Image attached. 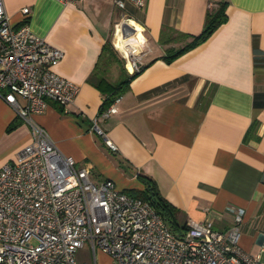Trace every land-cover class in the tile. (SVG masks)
<instances>
[{
    "label": "crops",
    "instance_id": "crops-1",
    "mask_svg": "<svg viewBox=\"0 0 264 264\" xmlns=\"http://www.w3.org/2000/svg\"><path fill=\"white\" fill-rule=\"evenodd\" d=\"M221 2L227 3V20L201 44L166 60L171 48L200 33L207 11ZM2 3L15 25L23 20L21 8L29 7L26 21L32 32L63 51L53 70L79 91L73 102L48 100L45 110L27 119L0 98V165L30 141L32 125L39 126L62 153L74 158L75 167L90 168L94 182L111 179L121 190L142 189L137 175L153 178L178 209L179 223L210 218L214 228L226 230L233 219L229 207L243 208L239 243L250 254L260 252L264 0L126 3V14L142 28L147 50L141 71L125 82L116 110L106 118L98 115L110 90L100 81L116 85L130 75L109 40L119 17L112 1ZM97 117L115 150L93 130ZM95 262L115 264L99 249Z\"/></svg>",
    "mask_w": 264,
    "mask_h": 264
},
{
    "label": "built area",
    "instance_id": "built-area-1",
    "mask_svg": "<svg viewBox=\"0 0 264 264\" xmlns=\"http://www.w3.org/2000/svg\"><path fill=\"white\" fill-rule=\"evenodd\" d=\"M111 1L125 17L126 3L141 7L144 0ZM29 11L22 7L23 20L15 25L0 0V98L25 119L45 110L48 100L73 102L79 91L53 70L63 51L32 32L26 21ZM129 18L121 22L123 35L134 32L124 28ZM146 44L145 39L140 47ZM133 54H122L129 74L140 68ZM119 99L98 117L113 113ZM98 117L93 130L115 150ZM229 209L233 219L226 230L205 218L188 221L176 235L147 201L126 194L111 179L94 182L89 167H75L73 157L62 153L43 128L32 125L30 141L0 165V264H96V249L115 264H264V233L260 252L250 254L239 243L245 211ZM86 243L93 261L78 259Z\"/></svg>",
    "mask_w": 264,
    "mask_h": 264
},
{
    "label": "trees",
    "instance_id": "trees-1",
    "mask_svg": "<svg viewBox=\"0 0 264 264\" xmlns=\"http://www.w3.org/2000/svg\"><path fill=\"white\" fill-rule=\"evenodd\" d=\"M226 6V2H221L216 8L209 9L206 13L200 33L197 35H190V40L184 45L177 48H171V50L165 55L166 60L172 61L184 52L207 40L213 34V32L227 20ZM141 69L142 66H140L138 70H135L133 73H131L127 79L121 80L116 85H111L106 81H100L101 83H104V86L110 90V92H108L109 94L105 96L100 112L106 109L116 97L121 95V90L124 88L123 85L125 82L130 81V79L138 74ZM137 178L143 185L142 189H123L122 191L128 195L147 201L153 207L155 212L163 219L168 228L176 235H180L183 230L186 229L187 223L178 222V209L161 194L157 183L153 178L144 174H138Z\"/></svg>",
    "mask_w": 264,
    "mask_h": 264
},
{
    "label": "bare ground",
    "instance_id": "bare-ground-1",
    "mask_svg": "<svg viewBox=\"0 0 264 264\" xmlns=\"http://www.w3.org/2000/svg\"><path fill=\"white\" fill-rule=\"evenodd\" d=\"M125 23V22H124ZM132 27L134 29L133 33H128L126 35L121 34V26H117L116 34L117 41L115 46L122 52L124 56L133 54L132 52L139 50V47L142 45L145 40L142 28L138 26L133 18L126 20L125 29ZM137 27L138 28L137 30ZM127 68L132 69V64L130 61L127 62Z\"/></svg>",
    "mask_w": 264,
    "mask_h": 264
},
{
    "label": "rangeland",
    "instance_id": "rangeland-1",
    "mask_svg": "<svg viewBox=\"0 0 264 264\" xmlns=\"http://www.w3.org/2000/svg\"><path fill=\"white\" fill-rule=\"evenodd\" d=\"M117 13H119V10H117ZM126 17H129V16L126 15L125 17H122V15L119 13L118 20L116 21V23H114L112 25V29H111V33H110V38H109V40L112 43V46L114 47V49L116 50V52L118 53V55L121 57V59L123 61V64L126 62V59L123 57L122 52H120V50L118 48H116L115 43H116V41L118 39L117 38V34H116V28H117L118 25L121 26V22L124 21V18H126ZM130 33H133V32H130ZM121 34H122V31H121ZM146 50H147L146 49V46L139 47V50H137L139 52L138 53H135L137 51L132 52V53H135V54L132 55V57H134V59H136V60H138V61L141 62V59H139V56L142 55V53L145 52ZM78 258H83L84 260H91V261H93V255H92L91 251H89L87 249V243L85 244L84 248H82L80 250V252H78Z\"/></svg>",
    "mask_w": 264,
    "mask_h": 264
},
{
    "label": "water",
    "instance_id": "water-1",
    "mask_svg": "<svg viewBox=\"0 0 264 264\" xmlns=\"http://www.w3.org/2000/svg\"><path fill=\"white\" fill-rule=\"evenodd\" d=\"M125 26H126V24H125ZM133 30V29H132ZM124 34H125V31L123 32Z\"/></svg>",
    "mask_w": 264,
    "mask_h": 264
}]
</instances>
